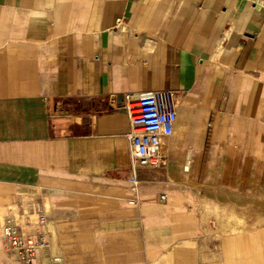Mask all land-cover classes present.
<instances>
[{
    "label": "crops",
    "instance_id": "1",
    "mask_svg": "<svg viewBox=\"0 0 264 264\" xmlns=\"http://www.w3.org/2000/svg\"><path fill=\"white\" fill-rule=\"evenodd\" d=\"M148 92L177 121L134 188ZM7 224L44 235L36 264H264V0H0V264H25Z\"/></svg>",
    "mask_w": 264,
    "mask_h": 264
},
{
    "label": "built area",
    "instance_id": "2",
    "mask_svg": "<svg viewBox=\"0 0 264 264\" xmlns=\"http://www.w3.org/2000/svg\"><path fill=\"white\" fill-rule=\"evenodd\" d=\"M131 129L127 135L131 147V170L129 181L134 188L139 186L136 172L139 168L160 167L164 161L160 152L162 137H170L177 121V105L169 92H148L128 106ZM165 195L161 199H165ZM44 220H42L43 222ZM3 235L9 249L25 264H36L39 251L47 248L41 232L23 236L20 230L7 224ZM1 261V253H0Z\"/></svg>",
    "mask_w": 264,
    "mask_h": 264
},
{
    "label": "rangeland",
    "instance_id": "3",
    "mask_svg": "<svg viewBox=\"0 0 264 264\" xmlns=\"http://www.w3.org/2000/svg\"><path fill=\"white\" fill-rule=\"evenodd\" d=\"M53 129L55 132H62L64 130V126L55 119L53 123ZM212 230L218 228V221L213 220L208 222ZM217 232H213V234ZM203 236L196 237L191 244L188 246L182 247V249L186 250H198L201 247V241L203 240ZM198 242V243H197ZM248 249V248H247ZM177 255L185 256L186 253L176 254V252H166V253H147V252H132L131 258L129 262H125V264H175ZM120 255L113 251L108 252H98L96 255L97 264H124L119 260Z\"/></svg>",
    "mask_w": 264,
    "mask_h": 264
}]
</instances>
